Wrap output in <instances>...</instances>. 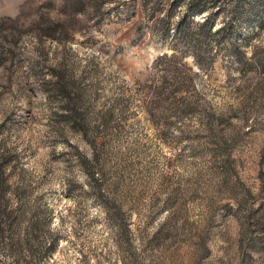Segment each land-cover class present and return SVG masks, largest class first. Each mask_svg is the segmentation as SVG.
<instances>
[{
  "label": "rangeland",
  "instance_id": "1",
  "mask_svg": "<svg viewBox=\"0 0 264 264\" xmlns=\"http://www.w3.org/2000/svg\"><path fill=\"white\" fill-rule=\"evenodd\" d=\"M173 3L0 0V264H264V0Z\"/></svg>",
  "mask_w": 264,
  "mask_h": 264
},
{
  "label": "trees",
  "instance_id": "2",
  "mask_svg": "<svg viewBox=\"0 0 264 264\" xmlns=\"http://www.w3.org/2000/svg\"><path fill=\"white\" fill-rule=\"evenodd\" d=\"M63 1V14L65 15H73V14H77V13H83L85 12L84 10H86L88 5H91L94 7V9H98L99 8V1L96 0H62ZM178 0H175V3ZM175 3H173L172 5H175ZM191 12V11H197L200 12L202 11V8H199V4H192V3H188L186 5V8L184 9V14L181 15L180 20H179V26H182L184 23L187 24L186 22V17H185V12ZM169 16V15H168ZM167 17V16H166ZM165 20L166 19H160V21L162 23L165 24ZM5 21H8V19H0V61L5 59V56L7 54V52H10L11 50V46H4L3 43L6 40V36L7 33L6 31L2 32V30H5L6 28L3 27V24H5ZM12 22V25H15ZM205 24V23H204ZM66 24L65 21L63 20H58L55 22H49L48 24L44 25L42 30H43V34L49 37H58V35H62L65 31H66ZM10 34L12 35V38L14 39V35L13 33L10 32ZM58 34V35H57ZM194 34H192L191 32H189L188 30H178L177 32H175V34L173 35L175 38H180V39H192ZM202 37H206L205 32L204 33H200L198 34V39H202ZM163 58L169 57L168 54H163L162 55ZM171 57V56H170ZM64 79V75L63 73L58 75V83L56 86V90L62 94L68 95L67 91H66V83H62ZM66 85V86H65ZM4 158H2L0 156V220H2L1 222L4 221H10V219L12 218V211L9 210L7 208V201L5 200L2 192L4 190V186H5V176H4V172H3V162H4Z\"/></svg>",
  "mask_w": 264,
  "mask_h": 264
}]
</instances>
